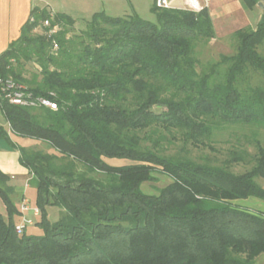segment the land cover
<instances>
[{"label":"trees","instance_id":"1","mask_svg":"<svg viewBox=\"0 0 264 264\" xmlns=\"http://www.w3.org/2000/svg\"><path fill=\"white\" fill-rule=\"evenodd\" d=\"M258 2L240 0L244 9ZM151 11L154 22L95 12L74 33L70 15L33 5L0 52V78L56 103L27 107L0 96L12 131L46 145L17 146L40 235L16 232L14 186L0 170V264H254L264 254V210L232 202L264 201L260 140L249 131L254 152L235 142L219 161L194 159L186 148L214 150L218 126H264V14L254 28L233 31V54L201 64L196 44L215 37L207 7L153 0ZM27 63L38 71L26 76ZM251 73L262 81L251 83ZM177 143L180 151L165 152ZM237 164L246 168L236 172ZM156 174L169 182L145 192ZM52 206L61 210L54 221Z\"/></svg>","mask_w":264,"mask_h":264},{"label":"rangeland","instance_id":"2","mask_svg":"<svg viewBox=\"0 0 264 264\" xmlns=\"http://www.w3.org/2000/svg\"><path fill=\"white\" fill-rule=\"evenodd\" d=\"M33 5L46 7L52 13H65L70 15L74 20V33H78L85 27V20L89 19L95 12L103 11L110 16H127L137 14L141 18L154 22L155 15L151 11L153 0H33ZM227 19L223 18L217 20L215 24V37L207 41L206 43L199 42L196 44L195 50L197 52L199 61L201 64H205L209 61L218 60L221 54L231 55L235 52L236 40L232 36L233 31L241 28L244 25L240 23L234 25H228ZM249 23L245 26L255 27V19L248 17ZM258 52L264 55V42L258 48ZM26 76H30L31 73L38 71L37 65L33 63L26 64ZM224 69V65L220 67V71ZM251 83L257 84L262 81L256 73H251ZM232 127L229 125L218 126L215 129L214 140L211 142V146L214 150L208 147H202L199 149L186 146L187 155L194 159L211 158L221 160L227 154V150L232 147L235 142H239L250 153H253L255 148L252 144H246L244 141V134L248 135L250 131L251 136L260 140L261 145L264 147V126L253 125L252 127ZM28 145L38 148H46V145L34 141L28 138ZM180 143L175 145H166L165 152L173 153L180 151ZM105 161L112 165H121L126 163V159L117 158H105ZM245 165L237 164L233 166V170L240 172L245 169ZM97 176L100 177L99 174ZM157 181L145 182L142 184V189L148 193H155L159 188L169 182V178L163 174H156ZM256 181L264 187V179L256 178ZM29 183V181H28ZM35 189L30 184L28 185V191L26 196L28 198V211L15 216L16 223H22L23 218L30 219L32 223H26L24 228L27 234L40 235L42 230L36 226V222L39 220V214L33 215L32 207L36 206L35 203ZM47 217L50 221L56 220L60 215V209L57 207H47ZM5 206L0 203V213L5 214ZM258 261V260H257ZM255 261V264H258Z\"/></svg>","mask_w":264,"mask_h":264},{"label":"crops","instance_id":"3","mask_svg":"<svg viewBox=\"0 0 264 264\" xmlns=\"http://www.w3.org/2000/svg\"><path fill=\"white\" fill-rule=\"evenodd\" d=\"M176 1L179 3L183 0ZM32 2L33 0H0V52L6 48L11 40L18 37L20 27L27 19L29 10L33 6ZM207 9L211 15L214 28L217 20L219 21L221 18L227 19L228 25L240 23L244 25L242 27H249L245 25L249 24L246 22L248 17H251L255 19L256 26L261 15L264 14V0H259L258 4L252 9H244L240 0H212ZM0 128L5 132V135H0V170L9 176L10 183L14 186V199L19 209L22 201L28 200L26 192L28 191L30 174L19 162L20 153L17 146L28 147V137L19 136L12 131L3 114L1 105ZM232 202L255 212L264 210V201L254 196L235 199ZM0 203L3 204L1 199ZM255 261L258 264H264V254L256 257Z\"/></svg>","mask_w":264,"mask_h":264},{"label":"built area","instance_id":"4","mask_svg":"<svg viewBox=\"0 0 264 264\" xmlns=\"http://www.w3.org/2000/svg\"><path fill=\"white\" fill-rule=\"evenodd\" d=\"M212 0H183L182 2H177L176 0H155L157 7H175V8H185L192 11H199L203 7H207ZM43 26H49V20L44 19L42 21ZM57 25H53L50 29V33H54L57 30ZM24 87L17 84L12 78H0V96L7 100L9 103L17 104L21 106H45L50 109H56V103L46 97H34L31 93L25 92ZM28 201L23 200L19 206V211L24 213L28 211ZM33 215H38V208L32 207ZM22 223L15 224L16 232L20 233L24 230L26 223L30 224L32 221L30 219L23 218Z\"/></svg>","mask_w":264,"mask_h":264},{"label":"water","instance_id":"5","mask_svg":"<svg viewBox=\"0 0 264 264\" xmlns=\"http://www.w3.org/2000/svg\"><path fill=\"white\" fill-rule=\"evenodd\" d=\"M262 6V5H261Z\"/></svg>","mask_w":264,"mask_h":264}]
</instances>
